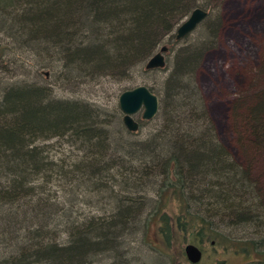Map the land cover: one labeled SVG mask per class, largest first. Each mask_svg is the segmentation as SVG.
Listing matches in <instances>:
<instances>
[{
	"label": "trees",
	"instance_id": "16d2710c",
	"mask_svg": "<svg viewBox=\"0 0 264 264\" xmlns=\"http://www.w3.org/2000/svg\"><path fill=\"white\" fill-rule=\"evenodd\" d=\"M223 1L0 0V29L21 49L55 61L57 81H122L135 69L168 71L144 86L159 98L156 117L143 121L155 128L119 151L110 148V122L95 105L55 98L38 82L0 89V264H94L116 253L151 203L161 255L170 264H184L181 249L172 251L177 242L255 255L264 264V197L251 170L221 143L198 84L205 55L217 46ZM197 8L208 15L196 37L177 40L174 30ZM165 40L171 45L165 67L145 70ZM245 105H235L239 126L264 153V95L239 114ZM53 139L75 147L80 161L50 159L46 143ZM122 157L137 167L128 168ZM111 170L118 180L108 184ZM61 182L88 194L115 188L113 210L80 221L72 212L79 191ZM50 185L73 196L65 201L69 210L52 201ZM214 219L227 229L250 228L254 237L228 239L213 229Z\"/></svg>",
	"mask_w": 264,
	"mask_h": 264
},
{
	"label": "rangeland",
	"instance_id": "374dc122",
	"mask_svg": "<svg viewBox=\"0 0 264 264\" xmlns=\"http://www.w3.org/2000/svg\"><path fill=\"white\" fill-rule=\"evenodd\" d=\"M221 9L223 26L217 46L205 55L198 72V84L221 143L241 166L251 170L252 177L264 197V153L252 146V137L239 126L243 122L235 112L237 102L243 101L247 104L240 109L241 114L256 96L264 95V0H224ZM196 35L197 32L194 31L189 37L194 39ZM162 46H166L168 50L171 48L169 41L165 40L156 53ZM58 72L59 67L55 61L43 60L34 56L30 50L21 49L3 29H0V89L18 81L38 82L48 87L55 98L85 100L95 105L101 110L102 119L110 122L107 128L110 132L112 150L119 151L124 145L143 142L148 133L155 128L154 123L145 124L139 112L133 117L138 126L137 130L127 131L122 122L123 114L118 107V98L124 91L138 86L153 85L156 80L163 79L168 71L145 75L135 69L129 79L114 81L104 78L84 84L75 82L65 84L57 81ZM46 144L51 147L47 155L55 162L80 161L79 152L66 141L53 139ZM122 158L128 168L137 167L136 163H129L127 157ZM114 171L111 170L109 175L107 174L106 183H112L111 177L118 178L115 177ZM61 184L65 189L71 188L74 193L79 191L76 194L77 201L72 203L74 204L72 212L80 221L90 216L108 215L113 210L114 202L111 196L115 195V188L111 189L113 194L107 191L88 194L85 192L86 188L78 184H74V187L72 185L67 187L63 182ZM50 186L48 195L52 201L60 202L59 206L63 207L64 211L69 210L70 203L65 201L73 200V196L54 185ZM146 196L154 198L153 193ZM153 204H149L134 225L135 232L119 240L120 245L116 253L98 258L94 264H170L169 258L161 255L163 250L155 221L150 219ZM212 223L213 229L228 239L234 236L238 239L254 237L250 228L227 229L221 227L216 219ZM185 245L187 243L182 245L179 242L174 243L172 251L176 252L180 248L184 255L183 263L190 264L185 258ZM202 251V258L197 264H258V257L251 254L250 257H246L241 252L234 254L221 248L214 251L209 245H205Z\"/></svg>",
	"mask_w": 264,
	"mask_h": 264
},
{
	"label": "water",
	"instance_id": "95a60500",
	"mask_svg": "<svg viewBox=\"0 0 264 264\" xmlns=\"http://www.w3.org/2000/svg\"><path fill=\"white\" fill-rule=\"evenodd\" d=\"M208 13L199 8L193 10L189 16L183 20L175 30L177 40H183L192 34L198 26L206 19ZM168 48L162 46L145 63V70L163 69L165 67V54ZM118 107L123 114V125L129 132H135L138 128L133 117L141 112L143 121L153 120L159 110V98L151 93L146 87L139 86L132 90L124 91L118 98ZM184 254L190 264H197L202 258L201 250L193 245L187 244L184 247Z\"/></svg>",
	"mask_w": 264,
	"mask_h": 264
},
{
	"label": "flooded vegetation",
	"instance_id": "af4514ba",
	"mask_svg": "<svg viewBox=\"0 0 264 264\" xmlns=\"http://www.w3.org/2000/svg\"><path fill=\"white\" fill-rule=\"evenodd\" d=\"M211 245H213V242L211 243ZM200 249V248H199ZM201 250V252L203 253V251H202V249H200Z\"/></svg>",
	"mask_w": 264,
	"mask_h": 264
}]
</instances>
